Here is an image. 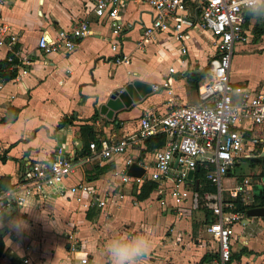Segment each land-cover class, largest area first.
Masks as SVG:
<instances>
[{
  "label": "crops",
  "instance_id": "0c3cea01",
  "mask_svg": "<svg viewBox=\"0 0 264 264\" xmlns=\"http://www.w3.org/2000/svg\"><path fill=\"white\" fill-rule=\"evenodd\" d=\"M87 1L8 0L0 6V19L17 35V49L30 59V64L24 66L25 73L17 80L0 78V119L5 114L12 118L0 121V187L8 185L0 190L16 188L30 180L31 164L59 158L58 130L65 133L64 158L72 164V172L62 182L63 192L44 190L29 197L23 205L3 209L12 212L11 217L5 216V226L0 228L4 229L0 235L3 242L0 264H14L11 259L18 258L21 264H70L72 258L83 256L87 258L86 264H108L104 251L108 241L121 233L141 235L139 228L144 234H152V248L140 264H198L202 256L206 259L200 264H216V244L209 234L204 231L202 239L191 241L193 210L179 207L183 214L177 217L175 210L179 208L171 203L167 193L162 199L155 186L144 199L136 198L146 179L140 183L121 180L120 171L126 158L145 164V171L148 169L149 151L144 143L109 157H102L99 147L100 138L118 140L136 132L138 120L144 114H162L172 106L197 102L195 88L189 87L184 72H204L213 53L209 34L197 26L187 31L184 64L178 63L177 52L164 34L155 35L138 47L141 24L148 23L150 13L145 4L129 0L120 7L119 14L122 23H130L120 43L128 61L116 64L108 40L109 26L86 13ZM81 20L88 22V33L77 40L71 53L42 54L36 49L41 33L51 36ZM249 20L253 21L252 27L262 22L249 17L246 26ZM252 29L249 32L254 35L256 30ZM263 36L255 34L254 45ZM6 53V48L0 47V62ZM5 65L4 61V69ZM169 66L176 69L171 93L150 92L140 101L114 112L111 119L99 114V105L112 90L134 80L158 83ZM89 143L94 144L93 149ZM200 174L195 171L188 178L199 181V194L207 185ZM232 178L224 181L231 182ZM79 182L86 183L100 196L106 195L107 202L98 206L90 201L87 208L75 202L66 188ZM254 186L259 188L257 184ZM133 200L137 203L133 204ZM203 209L202 220L206 225L209 210ZM153 214L157 215L158 225L150 232ZM16 217L26 223L19 232L7 226V221ZM175 222L180 226L176 227ZM232 229L228 264H264V217H246ZM66 232H72L78 241V251L71 256ZM174 246L181 252L173 250Z\"/></svg>",
  "mask_w": 264,
  "mask_h": 264
},
{
  "label": "built area",
  "instance_id": "2783aa9c",
  "mask_svg": "<svg viewBox=\"0 0 264 264\" xmlns=\"http://www.w3.org/2000/svg\"><path fill=\"white\" fill-rule=\"evenodd\" d=\"M7 1L0 0V6ZM127 1L88 0L85 4L87 14L108 24V40H111L110 50L116 64L128 61L120 43L130 23H122L119 18L120 7ZM132 1L145 4L150 13L148 23L141 24L138 47L145 40L164 34L177 52L178 63L184 64L187 56V31L197 26L208 32L213 53L206 62L203 77L196 85L195 104L175 105L162 114H144L138 120L136 132L118 140L100 138V153L102 157L122 154L128 147L142 145L146 138L161 136L162 144L149 150L148 172L144 175L146 165L137 162L143 173L139 177L127 176L124 171L134 161L126 158L123 171H120L121 180L140 183L144 178L155 184L162 199L167 193L177 208L194 210L198 206L197 189L201 186L198 180L193 182L187 175L189 172L191 175L195 171L200 172L202 181L209 188L199 194L202 206L209 210L210 217L204 231L215 241V263L228 264L230 240L234 234L232 227L246 219V209L260 207L256 204L257 196L253 186H264V91L233 85L229 80L234 47L249 41L246 14L235 0ZM88 27V22L81 20L51 36L41 33L35 47L42 54H69L74 50L77 40L87 35ZM17 42V35L0 19V47L7 50L4 56L5 70L13 73L12 78L16 80L25 73L24 66L30 64V59L17 49ZM175 73L174 66H169L164 78L150 84V91L164 90L171 93ZM88 146L94 148L93 143ZM56 153L59 155L60 150ZM241 160L252 162L253 171L238 178L236 174H231H234L232 169ZM30 170V180L19 187L0 190V212L14 205H23L29 197L41 193V190L63 192L65 189L62 188V182L72 172V164L66 158L59 157L35 162L31 164ZM229 177H233L232 185L223 186V182H226L224 180ZM66 192L84 208L88 207L90 201L98 206L107 202L106 195H98L84 182L67 187ZM228 195L232 198H227ZM162 199L161 204L164 203ZM175 211L177 217L183 214L180 208ZM66 240L68 254L71 256L78 251V241L72 232H66ZM23 261L26 262L25 259ZM86 263L85 256L70 260V264Z\"/></svg>",
  "mask_w": 264,
  "mask_h": 264
},
{
  "label": "rangeland",
  "instance_id": "374dc122",
  "mask_svg": "<svg viewBox=\"0 0 264 264\" xmlns=\"http://www.w3.org/2000/svg\"><path fill=\"white\" fill-rule=\"evenodd\" d=\"M252 24L253 21L249 20L247 24V28L250 31L253 30ZM260 24L256 25L257 28H259ZM255 34L256 33H254V35L250 33L248 43L243 44L242 47L240 45L234 47L233 55L231 57V61L229 65V80L233 85H238V86L246 85L250 89L254 87L255 90L261 89L264 91V38L261 37L257 38L259 44L254 45L253 39L255 38ZM240 47L242 48V50H240ZM252 167L253 165H250L248 161L241 160L239 162V165L234 166V168L232 169V172L234 174L231 175L236 174L238 178L247 176L252 173L253 171ZM147 172L148 170L145 171L144 175ZM228 184L232 185V180L230 183L223 182V186H227ZM227 198L230 199L232 198V196L228 195ZM132 203L135 204L137 202L133 200ZM193 211L194 212L191 213V222L193 224L192 225L193 227L191 228V232H190L191 241L202 239V237L205 234L204 232L205 222L202 220V211L204 213V209L202 206V202L199 199V194H198V206ZM157 220H158L157 215L153 214L149 224L150 226H152L150 232L151 230L152 232H154V230L156 229L155 227L158 225ZM175 226L176 227L180 226V223L175 222ZM139 229H140L139 232L144 234L145 231L142 230L141 228ZM172 249L175 251L177 250L175 246ZM152 250L154 251V248ZM196 250H197V246H195V251ZM177 252H181V251L177 250ZM192 256H197V254L196 255L193 254ZM206 264H212V262H208Z\"/></svg>",
  "mask_w": 264,
  "mask_h": 264
},
{
  "label": "clouds",
  "instance_id": "9594fccd",
  "mask_svg": "<svg viewBox=\"0 0 264 264\" xmlns=\"http://www.w3.org/2000/svg\"><path fill=\"white\" fill-rule=\"evenodd\" d=\"M237 6L245 14L257 21H264V0H235ZM12 210L0 212V228L5 226V216L11 217ZM7 226L13 230L21 231L26 223L19 217L10 218ZM151 234L121 233L108 241L105 255L108 264H140L142 258L150 251L152 242Z\"/></svg>",
  "mask_w": 264,
  "mask_h": 264
},
{
  "label": "water",
  "instance_id": "95a60500",
  "mask_svg": "<svg viewBox=\"0 0 264 264\" xmlns=\"http://www.w3.org/2000/svg\"><path fill=\"white\" fill-rule=\"evenodd\" d=\"M150 92V84L148 83L140 82L138 80L126 83L121 88L112 90L106 101L99 105L98 112L105 118L111 119L114 112H117L123 108H127L133 103L140 101L141 98ZM57 134L58 141L56 145V151L59 149V157L63 158L65 155H67V144L65 143V138H62V134L64 136L65 133H63L62 130H58ZM142 173L143 169L136 163H131L126 168V175L130 177H139ZM190 173L191 172H189L187 175L188 178L190 177ZM255 189H257L256 196H261L262 188H256V186H254L253 190L255 191ZM41 192L44 193L45 191L41 190ZM52 192L56 193L55 191ZM245 215L247 218L264 217V206L248 208L245 211ZM3 233L4 229H0V235ZM11 261L14 264H21V260L19 258L15 259L14 261L11 259Z\"/></svg>",
  "mask_w": 264,
  "mask_h": 264
},
{
  "label": "trees",
  "instance_id": "16d2710c",
  "mask_svg": "<svg viewBox=\"0 0 264 264\" xmlns=\"http://www.w3.org/2000/svg\"><path fill=\"white\" fill-rule=\"evenodd\" d=\"M250 16H248L247 14L245 15L246 21L249 19ZM263 22H261L259 28H257L256 26H253L254 30H256V35H261L264 34V29H263ZM256 37L253 39V43H256ZM13 73L8 72L7 70L4 69V61L0 62V78L7 80L13 77ZM204 72H196V71H185L184 72V77L186 82L188 83L190 88H196V85L198 83V81L203 77ZM12 118H8L7 115L5 114L4 117H2L0 119L1 122H7V121H11ZM163 142V139L161 136H154V137H149L146 138L144 140V145H145V149L147 151L155 148V147H159ZM250 165H253L252 162H250ZM198 172V171H197ZM89 179H92L94 176H88ZM155 186V184L151 181H146L145 183H143L139 189V193L137 194L136 198H138L139 200L144 199L145 197H147V195L149 194V192L153 189V187ZM8 185H5L1 188H7ZM208 189L207 185L203 186V190ZM262 193L261 196H257L256 197V204L257 206H264V186H262ZM209 221V220H208ZM3 253V242L0 236V256ZM206 256H202V258L200 259L199 263H201V261H205Z\"/></svg>",
  "mask_w": 264,
  "mask_h": 264
}]
</instances>
